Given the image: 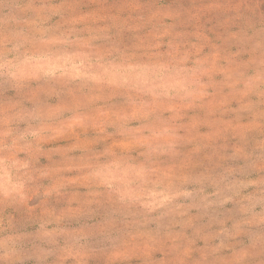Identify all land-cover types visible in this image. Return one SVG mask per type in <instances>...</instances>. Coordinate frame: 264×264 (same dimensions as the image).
<instances>
[{"label":"rangeland","instance_id":"rangeland-1","mask_svg":"<svg viewBox=\"0 0 264 264\" xmlns=\"http://www.w3.org/2000/svg\"><path fill=\"white\" fill-rule=\"evenodd\" d=\"M0 264H264V0H0Z\"/></svg>","mask_w":264,"mask_h":264}]
</instances>
